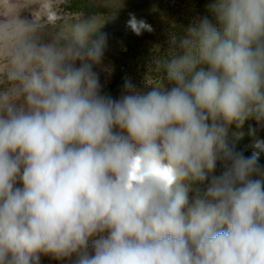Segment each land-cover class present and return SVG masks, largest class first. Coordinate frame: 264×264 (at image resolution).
Returning <instances> with one entry per match:
<instances>
[{
	"label": "clouds",
	"instance_id": "obj_1",
	"mask_svg": "<svg viewBox=\"0 0 264 264\" xmlns=\"http://www.w3.org/2000/svg\"><path fill=\"white\" fill-rule=\"evenodd\" d=\"M205 11L154 58L160 79L126 78L119 97L91 23L64 45H16L0 92V264H264V0ZM127 27L153 31L134 13Z\"/></svg>",
	"mask_w": 264,
	"mask_h": 264
},
{
	"label": "rangeland",
	"instance_id": "obj_2",
	"mask_svg": "<svg viewBox=\"0 0 264 264\" xmlns=\"http://www.w3.org/2000/svg\"><path fill=\"white\" fill-rule=\"evenodd\" d=\"M206 3L207 0H0V92L12 88V50L22 39L64 45L71 39L74 27L84 22L108 36L103 62L97 68L104 91L119 97L126 78L144 88L160 79L153 70V60L169 50L170 34H181L195 17L206 14ZM129 13L145 20L153 31L135 35L127 27ZM249 125L256 127L255 121L245 124L241 129L245 136L237 147L249 142ZM236 131L233 126L230 141ZM260 134L264 138V132ZM42 264L58 262L45 257Z\"/></svg>",
	"mask_w": 264,
	"mask_h": 264
}]
</instances>
